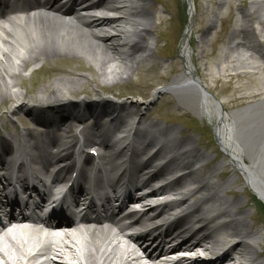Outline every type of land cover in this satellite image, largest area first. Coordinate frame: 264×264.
I'll use <instances>...</instances> for the list:
<instances>
[{
    "label": "bare ground",
    "instance_id": "6f19581e",
    "mask_svg": "<svg viewBox=\"0 0 264 264\" xmlns=\"http://www.w3.org/2000/svg\"><path fill=\"white\" fill-rule=\"evenodd\" d=\"M86 1H90V6L83 9L85 13L82 16L74 11V9L73 11L70 9L64 10L63 5L59 3L55 5L57 2L55 0L53 1L54 3H50L47 0L42 4L37 1L35 7H32V12L26 13L24 19H18L17 21L5 20L3 22L0 26L3 32V38H1L0 43L4 45V48H0V107L8 99L16 100L15 104H11L8 107L10 112H15L16 109L23 107L27 110H34L42 109V106L47 104L55 103L62 105L67 102L73 109L75 107L82 108V115H84L85 111L88 113L92 109L103 108L102 106L105 104L112 107L117 106L118 103L104 96H97L96 99L98 101L92 103L87 102V99L84 98L76 99L77 101L73 102L72 98L67 96L68 92L72 93L70 95L77 94L85 82L91 80L85 74L66 70L64 65H59V60L53 66H47L55 56H71V53H77V58L86 57L89 61L96 62V67L93 69L98 78L108 74L118 81L129 80L132 75H139L140 77L139 73L142 71L151 72V75L149 74L151 79L157 75L153 64L146 68L142 67V65L156 56V46L154 44L153 48V43L149 39L151 33L159 32V25L161 24L160 22L156 25V22H154V19H156L153 15L155 9L148 3V0ZM186 1L190 4L191 10L187 13L185 34L182 35L180 41L183 72L180 78H173L166 88L154 90L152 97L170 91L174 87H183L192 92V96H195L198 101V108L200 107V113L199 111L197 113L201 116L203 115L209 123L213 138L220 147L223 156L229 161L235 178L223 183H217L213 189L212 187L206 188L200 179L195 178L193 180L199 182L198 187L195 186L189 193H181L180 199L175 202L168 199V201L152 205L147 203L149 201L146 200L152 197H163L168 192H178L183 186H181V181L185 179L175 180L174 183L160 186L157 190L152 189L149 196L141 197L139 200H130V204L141 203L139 209L132 211L130 215L131 218L134 217L138 220L137 227H142L144 222L151 220L149 219V215L153 211H155L156 215L154 219L157 220V224L160 223L157 229L147 228L146 231H141L138 237L135 238V241L137 243L141 241L147 249H152V251L161 249L159 252H162L167 249V246L178 234H185V242L187 243L190 240L192 243L189 246H185L184 242V244H180L175 250H171L169 254H162L160 257H168L174 253L183 254L175 261H169L170 263L168 262L167 264H194L197 261L202 264H230L236 262L237 264H242V261L245 262L243 264H264V250H262L264 237L263 232L259 229L260 224H264V217L262 218L258 213L260 211L263 213L264 208L261 206L254 207V200L251 197L247 198L245 196L246 187H248L249 191L264 205V149L261 152L262 155H254V157L241 149L238 136L240 132L238 130L239 125L231 112V110L237 107H245V99H256L257 102L252 107L260 105L255 110L256 112L248 114V116L253 115L258 119V122L264 119V72L261 71L258 61L256 63L253 62L255 55L252 56L251 54L258 53L257 56H260L259 59H262L263 55L262 53L259 54V49L256 46L257 44L264 46V39H256L254 45L249 43V41H237L235 38L242 36V34L238 35V30L242 27L235 25L225 46L227 53L221 55L217 64L210 68L209 64L203 63L204 50L198 45L195 47L191 45L190 38H192V22L195 20V18L193 19L195 6L193 5V0ZM213 1L211 0V2ZM228 3L229 0H219L218 8ZM134 5H137V7H134ZM64 6L66 7V4ZM96 10L98 11L96 12ZM112 10L118 13L114 19L94 15V13H104ZM216 12L213 15L215 19L219 16L220 9L216 10ZM243 17L247 19L249 26H251L249 29L251 35L256 34L257 37L264 35V0H248L247 6L239 18ZM248 17L252 20L248 19ZM213 29L214 24L211 21L203 34L206 35ZM249 38L251 37L249 36ZM10 40L13 41L15 46L25 51L27 55L24 56V54L21 57L20 51L18 49V51L14 50ZM199 42L200 38L197 40V44ZM94 51L100 52L102 58L94 59ZM237 52H239V56L236 55ZM18 54L20 55L19 65L17 67L12 66L11 58L13 56L18 58ZM212 55L213 53L205 57H211ZM228 58H230V63L226 62ZM29 62H41L43 64L42 72L45 75L36 81L35 86H38V83H41L43 79L49 81L44 86L36 87V90L28 86L29 90L27 89V92L20 93L19 88L25 85L20 76V71ZM67 65L69 64L67 63ZM262 66H264V58ZM174 71H177V68H174ZM226 72L231 73L229 74L231 78L243 77L248 79L245 85L254 87L251 93L240 97L230 96L226 102L219 100L218 96H211L208 93V89L211 88V91H216V87L211 84L210 80L205 82L206 76H209L214 82L216 79L224 77ZM254 73H258L259 75L256 78H252ZM53 75L60 76L49 79ZM160 79L163 81V76ZM102 81L103 79L99 82L104 83ZM143 87H146V84ZM88 92L84 91L82 95L86 96L89 94ZM164 104V109H168L172 104L176 105L177 108L183 111L182 116H188L189 113L192 115L191 111L195 110L192 107L186 109L179 105L177 101L169 98L164 99ZM123 105H129L133 108L142 106L138 100H130L129 102L122 103ZM27 110L26 112L30 113ZM65 110L67 109L59 108L54 110V112ZM135 113H137V109L127 113L126 118L135 115ZM104 114L102 110L98 113L100 116ZM162 117H164L163 114ZM62 119L65 121L64 117ZM78 119L81 121L83 116H80ZM121 120L124 121L123 118ZM32 122L38 125L41 124L37 119ZM92 130V128L85 129V132L81 130L84 140L86 143H94L93 145L96 146L101 145L100 152L103 153H101L99 161L101 164H106L109 160L110 152L108 149L105 150V145L98 142L95 143L89 137L93 135ZM33 134L31 129L26 130V136L30 137ZM259 138L258 144H264V135ZM190 143L193 149H197L198 143L193 141ZM0 145L3 146L4 151L8 150V147L3 144L1 136ZM55 148L58 149L59 147L55 146ZM124 149L129 150L128 144H126ZM208 149L213 151L211 148ZM48 153L55 155L52 152ZM51 157L57 159L56 162L60 161V158L56 156ZM130 157L131 155L129 156V161ZM157 157L158 155L144 163V168L140 169V171L151 165L158 159ZM207 159L209 163L206 165V170H213L215 168L218 170L222 167H218V164L212 163V159ZM43 163L46 168L54 167V164L48 159L43 160ZM17 167L23 172H27L29 169L27 163H22ZM226 172L227 169L223 167L222 173L226 174ZM236 172L243 177L245 183L235 174ZM166 174H168L167 170L163 172L160 170L158 177ZM63 176V171L61 169L58 170L56 178L59 177L61 180ZM151 183L147 182L144 187H151ZM241 183L246 184V187L244 188L242 184L243 188L241 187L239 190L236 188L234 190V192L241 193V196L237 198V200L242 198L240 202H237L236 199H223V194L227 189H231L232 184L239 185ZM81 190L84 191V188ZM249 201L251 202L249 203ZM201 205L205 206L201 207ZM222 205H225V207H221ZM248 207H254L255 213H250ZM177 208L189 210L186 215L179 219L176 218L165 225L168 217L165 218L163 215L165 216L167 212ZM211 211L216 215H209ZM221 216L229 218V220L223 225L212 229V226L209 224ZM262 216L264 215L262 214ZM184 219L186 220L185 222H183ZM189 220H194V224H197L198 230L190 228L188 225ZM164 226L166 227L161 231L160 229ZM221 228H225L223 235L219 239L212 238L211 234L213 231ZM151 231L155 234V239L152 242L148 239L150 236L149 232ZM87 235L89 239L84 245V248L87 247V249L82 250L81 257L78 258L79 260L77 259V264H131L134 261H138V257L134 256L132 250L127 247L128 242L134 238L127 237L125 240H120L118 235L106 227L89 229ZM65 238L69 239L68 236ZM231 238H234L233 244H229V239ZM8 242L13 249L8 248L0 252V264H36L34 261L35 256H27L28 254L25 250L20 248V243L13 242L12 240H8ZM27 243L22 245V247L28 246ZM147 244H149L148 247L146 246ZM77 247L79 245L72 241L61 242L59 245L52 243L51 245L41 246V255L51 254L53 257L47 258L44 262L37 264L56 263L52 261V258L60 259L65 255H69L74 259ZM57 254L60 256H57ZM153 260L154 258L151 259V261Z\"/></svg>",
    "mask_w": 264,
    "mask_h": 264
},
{
    "label": "rangeland",
    "instance_id": "374dc122",
    "mask_svg": "<svg viewBox=\"0 0 264 264\" xmlns=\"http://www.w3.org/2000/svg\"><path fill=\"white\" fill-rule=\"evenodd\" d=\"M231 1L232 3L237 2L236 0H231ZM193 4L195 6L193 16L196 17H194L195 20L193 21L192 24L191 45H193L194 47L198 45L204 50L203 58H202L203 63L209 64L210 68H212L217 64L221 55L227 53V50L225 49L227 43L226 41L227 37H225L224 35V30L219 32V29L221 28L218 27V21L220 20L219 17H221V15L226 11V5L220 8L217 7V4L213 5L214 10L216 7H217L216 8L217 11L218 9H220V14L214 21V29L205 35L203 34V32L209 26L210 20L211 19L213 20V16H212L213 8L212 9L210 8L212 6V2L211 0H193ZM154 5L156 8V10H154L153 12V15L156 17V19H154V22H156V24L163 22L158 29L160 33L158 32L151 33L149 39V41L153 43V48L155 41L160 39L158 41V46H156L155 48V50L157 51L156 56H154L153 58H151V60H149V62L153 63V65L160 64L154 68V70L156 69L155 72L157 73V75L155 77L157 79L155 77L151 79L150 78L151 72H144V71L139 73L140 77L139 75L137 76L132 75L129 80L118 81L116 80V78L114 79L108 74L98 78L95 74V70L93 69L96 67L95 66L96 62L89 61L86 57L77 58L76 57L77 53L76 54L71 53L70 54L71 56H57L51 59V61L49 62L50 64L49 63L48 64L53 66L54 63H56L59 60V65H64L66 70H72L75 73L85 74L91 80V81H86L84 86L81 87V89L77 92V94L70 95L72 93L68 92L67 96H70V98L78 99L84 97L87 98L88 100H91V99H96V97L100 95V96L108 97L113 100L119 99L117 102H124L125 100L127 102H129L130 100H138L141 104H143L139 109V113L144 114L146 117H148V120H151L154 123H156L159 128H166V131L163 134L165 140L179 139L180 143L183 144L184 146L191 145L190 142L193 141L199 144L197 149L193 151L194 153L198 152V154L203 155L202 158L204 160H206L207 158H212L214 152L206 149L204 147L205 145L203 146V144L207 143L206 145H212V150H215L213 149V147L215 148L214 146L215 140L213 138V133L210 129L207 120L204 118H200L201 117L199 114L200 112L197 113V111H200V107L198 108L197 105L198 101L195 96L194 97L192 96L193 93L190 92L189 90H186L183 87L180 88L177 87L178 89L174 88L173 90L171 89L170 91L163 92V94L152 97V92L154 90L166 88L173 78L175 77L180 78L183 72L182 61L177 56V50H178V45L180 44L181 35L185 25L184 24L185 7L183 8L181 2L177 7V4L175 5V0H154ZM249 36L251 38H249ZM263 36H259V38L264 39ZM199 38H200V42L199 44H197V40ZM246 38L247 41H249V43H252L254 45L257 36H254V34L251 35L250 33H247ZM94 52L96 53V54L94 53V59L102 58L100 52L99 53L97 51ZM262 52L263 49L261 53ZM211 53H213L211 57H205ZM162 55L164 56L162 58H159ZM236 55L239 56V52H237ZM255 60H257L256 57L253 59V62L256 63ZM69 61H71V63H69ZM226 62L230 63V58H228ZM67 63L69 65H67ZM147 63L148 62L142 65V67L146 68L148 65ZM174 68H177V71H174ZM170 69L172 70V73L169 72ZM229 74L231 73L226 72L224 77H221L220 79H216L214 82L209 78V76H206L205 82H208L210 80L211 84L214 87H216V91H211V88H209L208 93L213 97L218 96L217 98H219V100L225 102L227 101L228 98H230V96L240 97L247 95L248 93H251V90H253L254 87L245 85V83L248 82V79H245L243 77L231 78ZM44 75L45 74L42 71H40V73L34 76L33 74L31 75L30 73L24 74V76L20 74L22 80L25 83V85H22V87L19 88L20 93H23L24 91L27 92V89L29 90V88H27L28 86H31L33 90H36V87H41L46 85L49 80L43 79L41 83H38V86H35L36 81L39 80L40 78H43ZM59 76L60 75H53L52 77H49V79H53ZM162 76H163V81H161L160 79ZM257 76L258 74L254 73L252 78H256ZM101 79H103L104 83L99 82ZM145 84L146 87H143ZM91 89L94 90L91 91ZM84 91H89L88 92L89 94L83 96L82 93ZM166 98L177 101L179 105L185 107L186 109H189L191 107L194 108L195 110L193 112L191 111L193 118L191 119L190 117H185V116L181 117L180 115L182 114L183 111L177 108V106L174 104L172 105L170 104L171 106H169L168 109H164V105H165L164 99ZM248 101H250V99H245L244 104H246ZM14 102H16V100L9 99L8 104ZM259 105L256 107H246V106L237 107L231 110L233 116L237 119V124L239 125L238 130L240 132L238 136L241 143L240 144L241 149L244 150L247 154H251L253 157L254 155H260V154L262 155L261 152H263L264 149V144L261 145L258 144V141H260L259 137L264 135V119L258 122V119L253 115L248 116V114L256 112L255 110L259 107ZM244 111L246 112L244 113ZM162 114L164 115V118H161ZM167 116L170 118L167 119L166 118ZM202 121L205 122L203 123ZM85 124H87V122L82 124V126ZM20 127L23 128L24 124L21 123ZM216 153H217L216 156L219 159L217 161L218 164L226 165L228 161L223 156V154L218 152ZM226 169L228 172L226 176L219 179L218 178L216 179L214 178V176H212L211 180L214 179L213 182L223 183L227 180H231L235 178L233 174V169L230 166L228 167L226 166ZM263 169H264V165H263ZM235 174L243 180L241 175H239L237 172ZM234 186L235 187L237 186L238 190L242 187L240 184L239 185L232 184L231 185L232 189ZM249 194L250 193H245V196H247L248 198L251 196V195L249 196ZM240 196L241 193L238 192H233L231 195L227 193L225 194V197L223 199L237 200V198H239ZM241 200L242 198L237 200V202H240ZM250 202L251 201H249V203ZM254 204H255L254 207H257L255 201ZM254 207H248L250 213L251 212L255 213ZM258 213L262 218L264 217L262 216V214L264 215V213H262L261 211ZM259 229L263 232V237H264V224H260ZM262 250H264V246L262 247Z\"/></svg>",
    "mask_w": 264,
    "mask_h": 264
}]
</instances>
